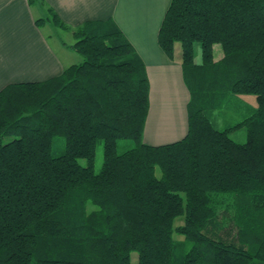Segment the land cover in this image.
<instances>
[{
	"label": "trees",
	"instance_id": "obj_1",
	"mask_svg": "<svg viewBox=\"0 0 264 264\" xmlns=\"http://www.w3.org/2000/svg\"><path fill=\"white\" fill-rule=\"evenodd\" d=\"M35 23L66 29L50 8ZM72 35L80 63L0 90V264H264V0H170L157 43L189 101L186 133L160 145L142 141L149 83L113 20ZM240 94L255 106L216 128L207 110Z\"/></svg>",
	"mask_w": 264,
	"mask_h": 264
},
{
	"label": "crops",
	"instance_id": "obj_2",
	"mask_svg": "<svg viewBox=\"0 0 264 264\" xmlns=\"http://www.w3.org/2000/svg\"><path fill=\"white\" fill-rule=\"evenodd\" d=\"M170 0H0V90L8 84L43 81L58 76L81 57L68 48L72 31L87 21L111 19L144 64L149 108L142 141L160 145L183 137L187 129L189 92L182 68L157 43V32ZM52 9L65 25L70 42L43 33L35 20ZM48 24V23H46ZM54 29L55 26L48 24ZM56 28V27H55ZM60 29V28H59ZM61 41L64 43L62 44ZM213 45L214 59L220 58ZM198 60L199 53H194Z\"/></svg>",
	"mask_w": 264,
	"mask_h": 264
},
{
	"label": "rangeland",
	"instance_id": "obj_3",
	"mask_svg": "<svg viewBox=\"0 0 264 264\" xmlns=\"http://www.w3.org/2000/svg\"><path fill=\"white\" fill-rule=\"evenodd\" d=\"M56 27V26H55ZM54 29L48 26V24H45L42 26V31L46 35H50L52 37L51 40L61 39L64 42H70L72 39L69 37V34L62 31L58 27ZM194 53L198 54V46H195ZM246 103V104H245ZM244 105H247V107H254V97L253 95H229L227 96L224 101L221 103V105L214 109V110H207V115L214 124V126L218 129H223L229 125H232L234 123H237L241 121L244 117L248 115L247 111H245ZM247 110V109H246ZM245 128L240 127L237 129L232 130L229 133V137L236 141V142H243L245 140ZM133 141L132 140H118L116 142V151L117 153H122L131 147H133ZM64 146V139L62 137H56L53 139L52 146H51V154L56 156L60 154L63 151ZM102 141H97L95 146V152H94V159H93V168L94 171H98L101 163H102ZM79 163L84 164L85 160L80 159ZM177 239H180V237H177ZM130 262L131 264H136V253L131 252L130 254Z\"/></svg>",
	"mask_w": 264,
	"mask_h": 264
}]
</instances>
